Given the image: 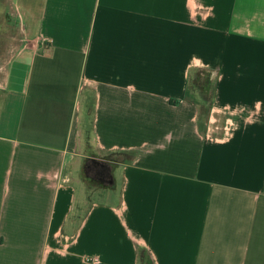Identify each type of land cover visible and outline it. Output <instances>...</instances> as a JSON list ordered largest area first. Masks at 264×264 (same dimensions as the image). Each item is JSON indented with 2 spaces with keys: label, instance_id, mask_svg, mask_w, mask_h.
I'll list each match as a JSON object with an SVG mask.
<instances>
[{
  "label": "crops",
  "instance_id": "crops-1",
  "mask_svg": "<svg viewBox=\"0 0 264 264\" xmlns=\"http://www.w3.org/2000/svg\"><path fill=\"white\" fill-rule=\"evenodd\" d=\"M17 12L26 34L0 83V264H264V0ZM200 70L214 83L204 121ZM122 152L133 159L99 157Z\"/></svg>",
  "mask_w": 264,
  "mask_h": 264
},
{
  "label": "rangeland",
  "instance_id": "rangeland-1",
  "mask_svg": "<svg viewBox=\"0 0 264 264\" xmlns=\"http://www.w3.org/2000/svg\"><path fill=\"white\" fill-rule=\"evenodd\" d=\"M19 0H0V83L5 76L7 66L11 61V57L15 52V47L23 36L24 30L19 23ZM213 76L207 71H198L191 80V90L195 93L194 96L202 97L205 101L201 108V120L204 121L206 114H204L205 106H208L213 94ZM207 100V101H206ZM89 103V102H88ZM89 109L92 110V105L89 103ZM203 130V128L201 129ZM121 154L105 153L99 157L109 160L117 159L122 161L124 159ZM144 263H149L147 256H144Z\"/></svg>",
  "mask_w": 264,
  "mask_h": 264
},
{
  "label": "trees",
  "instance_id": "trees-1",
  "mask_svg": "<svg viewBox=\"0 0 264 264\" xmlns=\"http://www.w3.org/2000/svg\"><path fill=\"white\" fill-rule=\"evenodd\" d=\"M207 101V100H206ZM209 110H210V102H209V104H208V106H205V108H204V114H206V115H208V112H209ZM120 156H123L124 157V159H123V161H125V162H130L132 159H133V154H128V153H121V155ZM107 159V158H106ZM108 160V159H107ZM86 169H87V172L89 173V174H91V173H93V172H97V173H102L103 175H106V177L108 176H110V173H109V171L106 169V170H101V169H98V170H96L95 168H94V166H93V164H91V163H88L87 164V167H86ZM142 256H141V258H142V260L144 259V256H145V254L144 253H142L141 254ZM144 261V260H143ZM146 264H153V262L150 260L149 261V263H146Z\"/></svg>",
  "mask_w": 264,
  "mask_h": 264
},
{
  "label": "built area",
  "instance_id": "built-area-1",
  "mask_svg": "<svg viewBox=\"0 0 264 264\" xmlns=\"http://www.w3.org/2000/svg\"><path fill=\"white\" fill-rule=\"evenodd\" d=\"M90 261V260H89Z\"/></svg>",
  "mask_w": 264,
  "mask_h": 264
}]
</instances>
